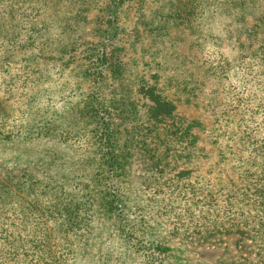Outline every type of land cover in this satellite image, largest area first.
<instances>
[{
  "label": "rangeland",
  "instance_id": "obj_1",
  "mask_svg": "<svg viewBox=\"0 0 264 264\" xmlns=\"http://www.w3.org/2000/svg\"><path fill=\"white\" fill-rule=\"evenodd\" d=\"M105 52L122 75L101 90ZM147 83L193 144L181 128L157 149L173 153L163 164L156 143L133 146L108 174L94 93L124 96L142 131ZM258 253L264 0H0V264H257Z\"/></svg>",
  "mask_w": 264,
  "mask_h": 264
},
{
  "label": "trees",
  "instance_id": "obj_2",
  "mask_svg": "<svg viewBox=\"0 0 264 264\" xmlns=\"http://www.w3.org/2000/svg\"><path fill=\"white\" fill-rule=\"evenodd\" d=\"M96 58L101 67L98 73L101 80L97 83L99 89H101V87L104 89L114 86L111 84L115 82V80L118 81L122 75L121 69L118 66L119 62L115 61L114 55L109 54L108 52L99 54ZM110 77L112 78L111 83L107 82ZM146 86L148 87H144L143 91H146L145 95L151 102V106L148 111V125L145 129L143 128L142 131L139 130L141 126L139 127L136 123V116H134L135 111L133 108H131V113L128 116L124 115L127 105L124 96L121 95L120 98V96L118 97V95L114 93L108 98L107 95L100 94L102 89L94 93V119L99 125V144L104 151L101 158L104 164L107 165L106 169H104L107 173L110 172L113 175V173H118L122 169L124 156L126 152L128 155L130 150L133 149L131 147L134 146L136 148H141L142 145L148 147L151 143L157 144V147L151 148V150L149 149L151 157H153V160L157 164H163L167 157L169 158L170 156H173V153L170 154L172 151L165 147L163 154L157 156V149L163 147V144H166V140H169L171 135H178L181 128L183 131L180 133V138H186L188 145L193 144L192 141L191 143L188 141L189 138L187 139V137H192L194 135V133H191L193 128L190 125H181V123L179 125L177 122V107L173 105L172 102L166 99H161L157 96L154 93V91H157L154 86H150L148 83ZM108 104L110 107H108ZM120 104L122 107H119ZM113 112H116V115ZM126 123L131 124V130L128 129V126V128L124 127ZM171 128L175 131L171 132ZM123 133H125V139L127 141H125V144L121 147L118 146V141L124 138ZM137 136L138 138H141V141H136ZM182 142L183 141L177 140V143L181 144ZM188 145H186V148H188ZM165 167H167V165H165ZM182 174L183 173H181V175ZM255 239L256 238H254V240ZM258 256L261 257L258 259L257 264H264L263 253H258Z\"/></svg>",
  "mask_w": 264,
  "mask_h": 264
}]
</instances>
